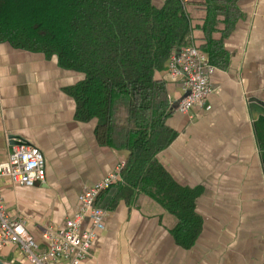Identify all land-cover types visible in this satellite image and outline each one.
I'll use <instances>...</instances> for the list:
<instances>
[{
	"label": "crops",
	"instance_id": "crops-1",
	"mask_svg": "<svg viewBox=\"0 0 264 264\" xmlns=\"http://www.w3.org/2000/svg\"><path fill=\"white\" fill-rule=\"evenodd\" d=\"M183 1L194 19L203 16L201 0ZM237 7L240 16L223 40L228 63L215 69L214 91L189 113L173 110L167 125L174 139L156 155L170 179L195 195L194 242L185 248L175 241L177 221L156 202L121 201L105 210V228L82 264H264V0H237ZM83 78L55 56L0 42V163L19 143L38 148L45 162L44 181L33 186L0 177L4 212L22 220L42 248L41 233L72 217L83 188L128 156L98 145L96 119L76 117L69 90ZM165 78L172 82L167 72ZM180 95L174 85L171 96ZM0 259L29 264L12 246Z\"/></svg>",
	"mask_w": 264,
	"mask_h": 264
},
{
	"label": "trees",
	"instance_id": "trees-1",
	"mask_svg": "<svg viewBox=\"0 0 264 264\" xmlns=\"http://www.w3.org/2000/svg\"><path fill=\"white\" fill-rule=\"evenodd\" d=\"M194 19L183 0H0V42L55 56L58 65L80 72L69 90L76 117L97 120L98 145L125 150L117 180L99 194L103 210L119 202H156L177 221L171 233L187 248L199 233L195 195L175 184L156 155L174 139L167 125L176 81L165 78L170 56L195 46L215 69L228 63L223 40L240 16L237 0H201ZM6 262V261H5Z\"/></svg>",
	"mask_w": 264,
	"mask_h": 264
},
{
	"label": "built area",
	"instance_id": "built-area-1",
	"mask_svg": "<svg viewBox=\"0 0 264 264\" xmlns=\"http://www.w3.org/2000/svg\"><path fill=\"white\" fill-rule=\"evenodd\" d=\"M215 68L195 46L175 51L167 63V76L179 83L178 100L168 96L173 110L186 114L198 104H204L212 94ZM44 157L40 150L26 144H16L8 160L0 163V177L12 183L30 187L45 178ZM121 165L94 184L83 188L77 198V209L60 228H46L41 233L42 248L26 230L24 222L12 219L4 212L0 191V253L8 246L17 247L29 264H82L98 233L104 230L106 211L96 207L99 194L118 178Z\"/></svg>",
	"mask_w": 264,
	"mask_h": 264
},
{
	"label": "water",
	"instance_id": "water-1",
	"mask_svg": "<svg viewBox=\"0 0 264 264\" xmlns=\"http://www.w3.org/2000/svg\"><path fill=\"white\" fill-rule=\"evenodd\" d=\"M260 105L264 108V105L263 104H260ZM0 264H10V263H7V262H5V261H3V260L0 259Z\"/></svg>",
	"mask_w": 264,
	"mask_h": 264
}]
</instances>
